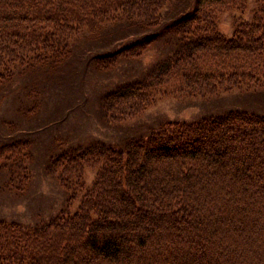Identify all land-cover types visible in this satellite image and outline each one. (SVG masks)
<instances>
[{
  "label": "trees",
  "instance_id": "16d2710c",
  "mask_svg": "<svg viewBox=\"0 0 264 264\" xmlns=\"http://www.w3.org/2000/svg\"><path fill=\"white\" fill-rule=\"evenodd\" d=\"M255 1L251 18L233 21L227 37L215 9H241L244 0H0V86L17 74L29 85L48 79L45 69L71 54L80 30L109 20L176 37L142 76L102 93L107 120L138 113L167 76L186 94L247 87L264 78V0ZM167 9L174 14L159 23ZM154 36L130 39L93 65L137 55ZM30 158L27 139L0 143L6 186L26 185ZM85 167L94 171L84 186ZM46 168L68 200L80 190L78 201L37 224L0 218V264H264V114L167 119L121 148L97 140L67 146Z\"/></svg>",
  "mask_w": 264,
  "mask_h": 264
},
{
  "label": "rangeland",
  "instance_id": "374dc122",
  "mask_svg": "<svg viewBox=\"0 0 264 264\" xmlns=\"http://www.w3.org/2000/svg\"><path fill=\"white\" fill-rule=\"evenodd\" d=\"M255 5V0H244L241 9L234 5L216 8L218 31L231 36L232 22L238 18L250 19ZM173 14V10H164L159 23ZM121 27L119 23L102 20L95 29L80 30L71 39V54L59 65L45 69L47 73L39 71L48 75V79L29 85L26 73L17 74L10 83L0 86V143L25 138L31 153L25 163L29 177L23 188L15 187L18 182L6 186L5 172L0 169V218L37 224L60 208L68 212L74 209L80 190L76 189V195L68 200L66 189L46 168L50 157L67 146L97 140L121 148L126 138L145 136L164 120L189 121L228 109L264 114V78L247 87L186 94L176 92L178 83L167 76L138 113L120 120H107L100 108L102 93L117 83L142 76L149 65L170 51L172 38L176 37L160 32L159 26L127 31ZM150 34H155L154 38L139 54H117L113 64L104 68L93 65L94 57L111 53L130 39ZM35 89L39 103L32 110L27 91L34 93ZM93 171L90 167L83 168L79 182L88 185Z\"/></svg>",
  "mask_w": 264,
  "mask_h": 264
}]
</instances>
